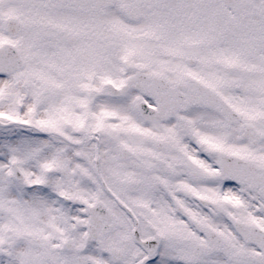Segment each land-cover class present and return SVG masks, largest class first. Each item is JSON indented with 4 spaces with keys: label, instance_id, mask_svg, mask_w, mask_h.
<instances>
[{
    "label": "snow or ice",
    "instance_id": "snow-or-ice-1",
    "mask_svg": "<svg viewBox=\"0 0 264 264\" xmlns=\"http://www.w3.org/2000/svg\"><path fill=\"white\" fill-rule=\"evenodd\" d=\"M0 264H264V0H0Z\"/></svg>",
    "mask_w": 264,
    "mask_h": 264
}]
</instances>
